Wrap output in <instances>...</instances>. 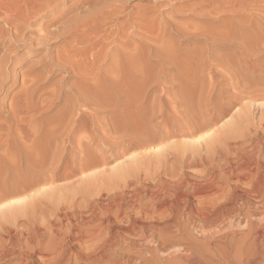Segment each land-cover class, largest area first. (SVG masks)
I'll list each match as a JSON object with an SVG mask.
<instances>
[{
    "label": "bare ground",
    "instance_id": "bare-ground-1",
    "mask_svg": "<svg viewBox=\"0 0 264 264\" xmlns=\"http://www.w3.org/2000/svg\"><path fill=\"white\" fill-rule=\"evenodd\" d=\"M18 1L0 0V20L9 27L3 38L8 32L20 48L46 54L36 62L41 74L32 65L18 77L11 67L28 58L0 48V97L20 85L7 104L0 100V264H157L158 251L167 255L164 264H264V30L244 24L249 0H197L196 16L184 8L186 27L171 20L181 40L205 45L193 64V53L181 57L168 45L162 17L160 33L144 38L156 25L148 24L137 47L129 35L136 29L125 33L123 21L114 22L119 35L95 39L96 22L115 21L109 1L92 18L62 20L53 29L63 40L53 54L48 33L19 35L27 15ZM25 1L40 10L54 0ZM143 15L136 19L146 25ZM56 68L67 77L49 88L42 79ZM97 147L110 150V162L105 153L93 156ZM193 230L203 242L194 244ZM170 232L187 242L169 241Z\"/></svg>",
    "mask_w": 264,
    "mask_h": 264
},
{
    "label": "rangeland",
    "instance_id": "rangeland-1",
    "mask_svg": "<svg viewBox=\"0 0 264 264\" xmlns=\"http://www.w3.org/2000/svg\"><path fill=\"white\" fill-rule=\"evenodd\" d=\"M58 1V2H57ZM54 0V1H52L51 3H49L48 5V7L47 6H43V7H40V10H38L39 8L36 6L35 8L33 7L32 8V6H28V7H26V1L25 0H20V1H18L17 2V4H19V6L17 7V8H24V10L27 12H25V11H23L24 12V15L23 16H26V17H24V18H22V21L23 20H25L23 23H21V25H22V27H23V25H24V27H26V28H22L21 27V33H19V35L20 34H22V33H24L23 32V30L25 31V35L24 34H22V35H24L25 36V39H27V38H29V39H31L32 37H33V39L35 38V39H37L40 35H43V34H41V32L43 33L44 32V34L45 33H48L47 35L49 36H47V38L49 39V45H50V48H51V50H52V52L54 51V50H56V48H59V46H60V44L62 43V41L63 40H60V37L58 38L57 37V35H59L55 30H57L58 31V29L61 27V25H63V23H65V21L64 20H66V21H68L69 20V17H72V16H74V17H72V18H70V19H73V18H77V20L79 21V22H81L80 20H81V18H92L91 16L94 14V13H97L99 10H105L106 8V5L104 4V3H108V1H109V3L110 4H112V7L113 8H117V12H115V13H117V15H115V13H114V19H115V21H113V20H111V19H109V18H106V20L104 19L103 21H101V22H96L95 24L98 26H96L95 28L97 29H99V26H100V31L101 32H98V29L97 30H95L92 34H91V32H90V30H93V29H88L87 27H85V28H87L86 30H85V28H84V25H82V23H78V24H80V25H78V26H83V28H81V27H79L78 29L79 30H83V32H84V34H86L87 36L89 35V34H91V36H94L95 37V35L94 34H97V32H98V34L96 35V37H95V39H98L99 37H98V35L101 33V34H103V35H99V36H104V35H110V37H109V39H111L112 38V36H117V34L119 35L120 33H121V31H120V29H119V27H118V25H120V24H118V23H120V21H123V22H121V23H123L124 24V22H127L128 24L123 28V30H125L126 32L125 33H127L128 32V30H129V32H131V30H135V31H133V32H131L130 34H129V32L127 33V34H129L131 37H133V38H135L134 40L136 41V44L135 43H133L132 42V45H135L136 47L140 44V39L138 40V37L139 38H141L142 39V36L140 37V35H142V34H145L146 33V27H147V29H149L148 28V26L150 25V23H151V26H150V28L152 27V25L153 24H156L154 27H153V30L152 29H149V31L150 30H152V34H150L151 33V31L149 32L148 30V32L145 34V36H144V38H150V36L151 37H153L154 35H155V37L160 33V31H161V29H160V31H158L157 30V28H159L160 26H161V24H166V26H165V29L166 28H169V29H167V30H169V32H167V30H166V38H168V36L169 37H171V38H173V39H171V38H169V39H167V42H169L168 43V45L169 46H171L172 47V51L173 50H177V49H179V51L177 50V52L179 53V55L178 56H180V54H181V57H182V55L184 54V56L183 57H185L186 55L185 54H187V53H190L191 52V54H187V56L189 57V55H191L189 58H191V64H193V63H196L195 62V60L193 61V57H194V54H196L197 53V51L196 50H198V51H200L201 50V48H205V45L203 44V43H201L198 39H196L195 37H189L188 36V38H184V37H182L183 39L181 40V38H180V36L179 35H177L175 32H174V27H177V26H179L178 24H181V22H182V24H183V27H186L185 26V22L187 23L188 22V17H189V15H190V17H192V16H194L195 14L197 15V11L194 9V8H192V4L195 2V1H197V0H192L191 1V3H190V1H187V0H174V3H172L173 1L172 0H169V1H171V2H169L168 0H125L126 1V3H125V1H124V4L122 5V2H120V3H118V2H114V1H112V0H105V1H103V0ZM101 2L102 3V5H100L101 3H99V2ZM166 1H168L167 3H166ZM187 1V2H186ZM252 1H254V0H252ZM261 1V2H260ZM260 1H258V2H260V3H258L257 1L253 4V2L252 3H250L251 1L249 0V4L251 5H249L248 4V1L246 2V4H245V6H244V8L245 9H243V10H246L247 11V13H246V11H244L245 13H246V17H245V20H246V22L244 21V24H247L246 25V27L248 28V25H250L249 26V28H251V29H253V28H257L258 26H260V28H259V31H263L264 30V6H263V2H264V0L262 1V0H260ZM112 2H114V3H112ZM183 2V3H182ZM25 5H24V4ZM184 3H186V4H184ZM191 5H190V4ZM96 4H98V5H96ZM118 4V5H117ZM171 4V5H170ZM185 6H184V5ZM189 4V5H188ZM255 5V4H257V7L255 8V6H253V5ZM262 4V5H261ZM20 5H23V7L22 6H20ZM52 5V6H51ZM96 6L95 8H94V6ZM103 5H105V6H103ZM115 5V6H114ZM182 5V6H181ZM190 6L191 7V10H190V8L188 7V6ZM259 5L261 6V9H260V7H259ZM90 7V9H89V7ZM100 6V7H99ZM119 6H122V8L121 7H119ZM184 6V7H183ZM186 6H187V8H188V10H190V11H192L193 9H194V13H193V11H192V13L191 12H189L188 10H187V8H186ZM247 6H249V7H253L254 9H256V10H258V12L256 11V10H254L253 8H249V7H247ZM262 6H263V8H262ZM87 7V8H86ZM119 7V8H118ZM183 7V8H182ZM247 7V8H246ZM259 7V8H258ZM17 8H16V13H20L19 11L20 10H23V9H18L17 10ZM27 8V9H26ZM86 9V11H88L89 10V12H84V11H82L83 9ZM92 8H94V10L96 11H92L93 9ZM98 8V9H97ZM104 8V9H103ZM186 9V11H185V9ZM248 8L250 9V12H251V14L249 13V11H248ZM120 9V10H119ZM183 9V10H182ZM259 9H260V11H259ZM180 10H181V13H180ZM80 11V12H79ZM82 11V12H81ZM120 11V12H119ZM162 11V12H161ZM178 11H179V13H178ZM183 11H185V13L187 14L188 13V17L186 18L185 16H187L185 13H183ZM252 11L254 12V11H256V13L254 12V13H252ZM23 12L21 11V13L23 14ZM85 14H84V13ZM93 12V13H92ZM119 12V13H118ZM196 12V13H195ZM227 12H229V10H227ZM78 13H82L81 14V16L79 17V15L80 14H78ZM86 13H90L89 15L88 14H86ZM153 13H155V15L153 14ZM164 13V14H163ZM189 13H191V14H189ZM14 14V13H13ZM92 14V15H91ZM128 14V15H127ZM143 14H146L145 16H146V19L144 18V15ZM152 14V15H151ZM184 14V15H183ZM261 15V16H259V15ZM17 15H19L18 16V18L17 19H15L17 22L18 21H20V14H17ZM17 15H16V17H17ZM76 15V16H75ZM84 15V16H83ZM132 15V16H131ZM138 15H139V17H138ZM141 15H143V18H144V22L145 21H147V24H146V22H145V24L146 25H142L139 21H141V19H142V16ZM151 15V16H150ZM154 15V16H153ZM159 15V16H158ZM164 15V16H163ZM172 15V16H171ZM182 15V16H181ZM192 15V16H191ZM195 15V16H196ZM263 15V16H262ZM89 16V17H88ZM117 16V17H116ZM121 16V17H120ZM129 16H130V18H129ZM157 16V17H156ZM249 16H251V18H252V20L249 18ZM253 16V17H252ZM259 18H261L262 17V20L261 19H258L257 17ZM22 17V16H21ZM125 17V18H124ZM140 17H141V19H140ZM148 17L150 18V19H152V21H153V23H152V21L150 20V19H148ZM162 17V18H161ZM168 18L169 20L168 21H170V22H166V18ZM182 17V18H181ZM184 17V18H183ZM248 17V18H247ZM26 18V19H25ZM66 18V19H65ZM80 18V19H79ZM116 18H117V20H116ZM132 18V20H130ZM139 20H137V19ZM155 18H156V20H155ZM162 19L163 20V22H162V20H160V22L161 23H157L158 21H159V19ZM256 18V19H255ZM68 19V20H67ZM107 19H109V20H107ZM123 19V20H122ZM127 21H126V20ZM254 19L258 22H256L257 24V26L254 24L255 22H254ZM64 22H63V21ZM129 20V21H128ZM143 20V19H142ZM171 20H173V21H175L174 23H176L177 24V26H175L174 25V23H172V21ZM181 20H184L185 22H183V21H181ZM187 20V21H186ZM247 20H248V23H250V24H248L247 23ZM261 20V21H260ZM16 21H14V23L16 22ZM21 21V22H22ZM77 21V22H78ZM104 21H106V22H104ZM111 21V22H110ZM132 21H133V23H132ZM136 21V22H135ZM151 21V22H150ZM252 21V22H251ZM4 21L3 20H0V39H5V41H7L8 39H11L10 41L12 42V44H11V42H9V40L7 41V42H4V43H1V45H0V48L1 47H8L9 48V50H7V52L9 51L10 53L9 54H12V55H18L17 56V58L19 57H21V58H28V63H20V62H18L17 64H15V65H13L11 68H12V71L13 72H15L16 74L15 75H17L18 77H21V74L22 75H25V73L27 72L26 71V69L28 70V67H30V66H32L33 67V69L31 70V71H33L34 73H37V72H40L39 70H38V67H39V63L37 64L36 62H37V60L39 61V59H43L44 58V53L46 54V50H35L34 48H35V45H32L33 47H31V48H25V49H23L22 47L20 48V41H18L19 42V44H18V42L16 43V41L14 40V42H13V39L12 38H10L11 37V35L7 32V34H6V36L7 37H9L8 39H7V37L6 38H3L4 36H5V33H6V31L9 29V27H8V25H6L5 23H3ZM61 22H63L62 24H60ZM117 23V24H115V23ZM144 22L142 21V23L144 24ZM156 22V23H155ZM261 22V23H260ZM28 24V25H26L25 26V24ZM105 23H106V25H105ZM112 23H114V25L112 24ZM138 23H140V24H138ZM189 23V22H188ZM188 23H187V25H188ZM17 26H19V28H20V22H18V24L17 23H15ZM112 24V25H111ZM122 24V25H123ZM135 24V26H136V24H138V25H140V26H142V27H144V28H142L141 29V27L139 26V28H138V26L137 27H135V26H133V25ZM149 24V25H148ZM157 24L158 25H160V26H157ZM167 24H169V25H167ZM252 24V25H251ZM263 24V26H261ZM57 27H56V26ZM60 25V26H59ZM103 25V26H102ZM116 25V26H115ZM130 26V27H127V26ZM148 25V26H147ZM171 25V26H170ZM173 25H174V27H173ZM4 26H7V28L8 29H6V27H5V33H4V29H2V28H4ZM118 27V30H117V28H116V32H114V28L115 27ZM252 26H253V28H252ZM103 27H105V28H103ZM127 27V28H126ZM133 27V28H132ZM156 27V28H155ZM31 28H33V29H31ZM49 28H51V29H49ZM56 28V29H55ZM81 28V29H80ZM90 28V27H89ZM102 28V29H101ZM109 28V29H108ZM132 28V29H131ZM138 28V29H137ZM156 30H155V29ZM162 28V27H161ZM179 28H182L181 26H179ZM263 28V29H262ZM27 29V30H26ZM29 29V30H28ZM53 29H55V30H53ZM104 29V30H103ZM145 31H144V30ZM164 29V28H163ZM194 28H192L191 30H193ZM2 30V31H1ZM43 30V31H42ZM46 32H45V31ZM50 30H52L51 32H53V33H51L52 35H49V33H50ZM112 32H114V33H112ZM137 30H141V32L139 31V33H138V31ZM173 30V31H172ZM32 31V34H30V32ZM39 31H41V32H39ZM89 31V32H88ZM109 31V32H108ZM142 31H144L143 33H142ZM154 31V32H153ZM29 32V33H28ZM82 31H81V33H83ZM105 32V33H104ZM119 32V33H118ZM135 32V33H134ZM137 32V33H136ZM157 32H158V34H157ZM172 34H171V33ZM175 34H174V33ZM38 33H40V34H38ZM87 33H89V34H87ZM106 33H108V34H106ZM113 34L112 36H111V34ZM31 36H29V35ZM37 34H38V36H37ZM84 34H82L83 36H84V38H85V36L86 35H84ZM114 34H116V35H114ZM131 34H136V35H131ZM140 34V35H139ZM2 35V36H1ZM4 35V36H3ZM26 35H28V37L26 36ZM53 35H56L55 37L53 36ZM37 36V37H36ZM87 36H86V38H87ZM136 36V37H135ZM148 36V37H147ZM174 36V37H173ZM176 36V37H175ZM179 36V37H178ZM20 37V36H19ZM27 37V38H26ZM52 37V38H51ZM55 39H54V38ZM94 37H91V38H94ZM99 38V39H104V37H106V36H104V37H102V38ZM165 38V39H166ZM177 38V39H176ZM190 38V39H189ZM196 40H195V39ZM20 39V38H19ZM52 39H54V40H56V41H54V40H52ZM70 39V38H69ZM137 39V40H136ZM152 39V38H151ZM153 39H154V37H153ZM184 39H186V41H184ZM94 40V39H93ZM173 41V42H171V41ZM179 40V42H177ZM190 40V42L188 43V41ZM193 40H195V41H193ZM198 40V41H197ZM36 40H33V42H32V44H35L34 42H35ZM51 41V42H50ZM67 41H69L68 40V38L66 39V42ZM197 41V42H196ZM9 42V43H8ZM57 42V45L55 44ZM137 42L139 43L138 45H137ZM16 43V44H15ZM172 43V44H171ZM175 45H174V44ZM191 43V44H190ZM196 43V44H195ZM3 44H5V45H3ZM13 44H15V46L13 45ZM52 44V45H51ZM118 44H120V43H118ZM182 44V45H181ZM198 44V45H197ZM200 44V45H199ZM8 45V46H7ZM84 45L85 46H87L88 45V43H87V45H86V43L85 44H83V47H84ZM131 45V47L132 48H134V46H132ZM190 45V46H189ZM196 46L197 45V48L200 46V48L199 49H195V47H193V46ZM204 47H203V46ZM12 46V47H11ZM17 46V47H16ZM37 46V45H36ZM79 46V45H78ZM77 46V47H78ZM174 46L176 47V48H174ZM178 46H182V48H179ZM189 46V47H188ZM79 47H82V46H79ZM178 47V48H177ZM188 47V48H187ZM14 48H15V50H14ZM99 48V46L97 47H95L94 48V51H96L97 49ZM192 50H191V49ZM14 51H13V50ZM21 49V50H20ZM96 49V50H95ZM181 49H183L182 50V52L183 53H181ZM185 49V50H184ZM187 49H189V51L187 52ZM193 49H195V50H193ZM202 49V50H203ZM11 50H12V52H16V53H12L11 52ZM28 50V51H27ZM191 50V51H190ZM201 50V51H202ZM35 51V52H34ZM184 51H185V53H184ZM196 51V52H195ZM55 52H53V54H54ZM175 53H176V51H175ZM2 54V52H1V50H0V56H2L1 55ZM15 55V56H16ZM21 55V56H20ZM43 56V57H42ZM186 56V57H187ZM193 56V57H192ZM18 58V59H19ZM151 58L152 59H155L153 56H151ZM88 59H90V57H88ZM88 59H87V61H88ZM20 60V59H19ZM192 61H193V63H192ZM35 65V66H34ZM35 67H37V68H35ZM202 68V69H201ZM203 68H204V71H203ZM53 69V68H52ZM57 69L59 70V72H57ZM35 70H36V72H35ZM158 69H156L155 71H153V72H156ZM166 70H168V71H166ZM200 70L201 71H203V74L206 72V77H205V80L206 81H203L204 80V77H202L201 78V81H203V87L205 86V88H206V85L207 84H210V83H208V81H210V79H209V77L207 76V74H208V72L206 71L207 70V68H205V66L203 67V65H201L200 66ZM165 71L168 73V74H170L171 72V74H173L174 73V69H173V67H169V69H165ZM169 71H171V72H169ZM25 72V73H24ZM31 74H32V72H30ZM29 73V74H30ZM55 73V74H54ZM54 73L51 75V76H48L47 78H43L42 80V82L44 83V84H49L48 85V87L49 88H51L52 86H54V85H57V82L58 83H61L62 84V81L61 82H59V80H60V78L62 79V77H67V74L65 73V72H63L60 68H56L55 69V71H54ZM40 74H41V72H40ZM45 74V76H47L46 74L47 73H43V75ZM65 74V75H64ZM16 76V77H17ZM31 76V75H30ZM30 76H28V78L30 77ZM17 77V78H18ZM20 78H18V80H19ZM45 79V80H44ZM209 79V80H208ZM200 81V79H199V82L202 84V82ZM19 82H20V80H19ZM42 82H40V80H39V84L41 83V84H43ZM56 82V83H55ZM204 82H207V83H204ZM51 84H52V86H51ZM19 84L16 86V87H14V89L13 88H9V90L7 89V91L5 92V96H4V93L2 94V97H0L1 99V102L2 103H4V104H7V103H5V102H9L10 101V99H12V96H13V94H15L16 92H17V90L19 89ZM47 86V85H46ZM207 87H209L208 85H207ZM200 91V90H199ZM206 91H207V88H206ZM213 93V92H212ZM1 96V95H0ZM3 96H4V98L5 99H3ZM170 98V97H169ZM214 100V98H212L211 99V101H213ZM210 101V102H211ZM88 110L90 111V109H89V107H88ZM88 110L86 109V111H85V114L86 113H89L88 112ZM176 110H180V108H177ZM233 110V111H232ZM231 110V112L230 113H232V112H234L235 110H236V107H234V109H232ZM52 112H50V113H48V115L49 114H51ZM6 114L5 113H3V114H1V116L3 117V116H5ZM161 124H162V122H161ZM164 124V123H163ZM80 135V134H82V133H79V132H77L76 133V135ZM177 140H179V138L177 139ZM233 146H234V148H238L239 146H237V143L235 144H233ZM99 149H101V150H99ZM103 149V150H102ZM106 150V151H105ZM102 152V154H101V152ZM93 152H95V153H92L93 154V156L94 155H96V152H97V154L98 153H100V154H98L96 157H98L99 155L101 156V158H104L103 157V154H104V156H105V158L107 159L106 161L107 162H110L108 159V156H110V154H109V152H110V150L109 151H107V148L105 149L104 147H102V148H96ZM116 153V152H115ZM108 154V155H107ZM95 157V156H94ZM111 157V156H110ZM68 158V157H67ZM101 158H99V159H97V160H100ZM66 160L67 159H65L64 160V162H66ZM172 161H174V158H171L170 159V162H172ZM114 163H112V165H113ZM106 167H107V169H108V165H105ZM104 166V167H105ZM104 167H102V169H101V167H100V165H98V168H100L101 170H103V168ZM98 168H97V170L96 171H98ZM100 169H99V171H100ZM104 169H106V168H104ZM94 170V169H93ZM90 173H91V171H89ZM88 172V173H89ZM94 172V171H93ZM234 229V228H233ZM188 230H190V228H188ZM236 230V229H235ZM239 232L240 231H238V233L235 235V238H238L240 235H239ZM242 232V231H241ZM196 232H194V230L192 231V236H193V242H195L194 244H196L197 242L199 243V242H203V238L202 237H199L198 236V234H195ZM170 234H173L174 236H175V238H174V236L173 235H171L172 236V239H171V236L169 235V233L167 234V236H168V238L170 239H168L169 241H171L172 242V240L174 241V240H177L178 239V241H180V243H182V241H183V243H185V242H187V241H185L184 239H182L183 238V236L181 235L180 236V234H178L177 235V233H175V232H170ZM179 237V238H181V239H179L177 236ZM170 236V237H169ZM177 237V238H176ZM196 237V238H195ZM195 238V239H194ZM182 240V241H181ZM195 240H197V241H195ZM185 241V242H184ZM182 243V244H183ZM159 244H161V245H166V243H164V240H163V243L162 242H156L155 243V245H154V243H152L150 246L152 247H157L156 245H159ZM216 244H221L222 245V243H220V242H217ZM141 251H143V250H140L139 251V253L138 254H140V256H144V255H149V254H145V252H141ZM158 252H159V254H158ZM156 254H158V256L157 257H159V260H158V258L157 257H155L154 258V260H156L155 262H160V263H157V264H164V263H166V261L165 260H163V257L164 256H167L164 252L163 253H161L160 254V252H162V251H158ZM143 253V254H142ZM163 254H164V256H163ZM146 256H144V257H146ZM149 256H147V258H148ZM160 257H162L161 259L162 260H160ZM165 259V258H164ZM158 260V261H157ZM135 260H133V262H134ZM163 261H165V262H163ZM12 264V262H6L5 264Z\"/></svg>",
    "mask_w": 264,
    "mask_h": 264
}]
</instances>
